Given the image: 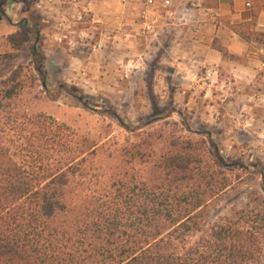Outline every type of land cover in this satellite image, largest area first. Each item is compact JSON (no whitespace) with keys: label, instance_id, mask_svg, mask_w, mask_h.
<instances>
[{"label":"trees","instance_id":"obj_1","mask_svg":"<svg viewBox=\"0 0 264 264\" xmlns=\"http://www.w3.org/2000/svg\"><path fill=\"white\" fill-rule=\"evenodd\" d=\"M32 37L25 25L7 39L18 49ZM19 86L13 74L0 90V264H264L259 239L231 225L183 256L155 250L168 228H188L228 187L215 150L209 156L190 139L170 137L159 152L161 134L148 133L121 148L102 183L95 142L12 107Z\"/></svg>","mask_w":264,"mask_h":264},{"label":"rangeland","instance_id":"obj_2","mask_svg":"<svg viewBox=\"0 0 264 264\" xmlns=\"http://www.w3.org/2000/svg\"><path fill=\"white\" fill-rule=\"evenodd\" d=\"M29 11V25L18 20L15 31L27 25L37 38L18 49L10 46L7 37L14 32L0 14V90L1 82L13 74L20 81L12 107L28 116H49L78 137L95 142L94 160L105 175L106 168L119 166L121 148L148 133L161 134L162 139L154 142L159 152L169 150L170 137L190 139L209 156L215 150L223 163L216 160V172L225 175L228 187L185 222L188 228L179 223L168 228L155 250L183 256L214 230L231 225L254 234L264 251V93L256 91L264 85L260 77L264 71H257L249 90L226 79L217 86L213 82L217 79H183L178 73L154 77L155 60L137 56L132 64L119 61L111 51L97 54L103 46L85 45L87 36L65 22L60 24L63 42L55 38L51 43L58 42L56 46L43 42L38 15ZM32 48L37 55H32ZM3 55L10 56L3 60ZM205 71L202 68L199 75ZM105 175L100 181L107 184L110 175Z\"/></svg>","mask_w":264,"mask_h":264},{"label":"crops","instance_id":"obj_3","mask_svg":"<svg viewBox=\"0 0 264 264\" xmlns=\"http://www.w3.org/2000/svg\"><path fill=\"white\" fill-rule=\"evenodd\" d=\"M154 1L150 6L146 0H0V14L13 33L18 20L29 25V10H34L45 43L53 38L63 42L60 24L65 22L87 36L85 45L99 42L103 50L97 54L111 51L132 64L137 56L155 60L154 77L178 73L183 79H217V86L226 79L246 88L258 70L264 71V0H253L250 9L243 0H201V10L191 0ZM202 68L205 74L199 75ZM260 77L264 80V74ZM263 86L257 93H264Z\"/></svg>","mask_w":264,"mask_h":264},{"label":"built area","instance_id":"obj_4","mask_svg":"<svg viewBox=\"0 0 264 264\" xmlns=\"http://www.w3.org/2000/svg\"><path fill=\"white\" fill-rule=\"evenodd\" d=\"M252 2H253V0H243L244 6L247 9H250L252 7ZM146 3H147V5H150V6L156 5L154 0H146ZM163 4L164 5H170L171 4V0H164ZM191 6L194 7L195 9H198V10L203 9V5H202V1L201 0H191ZM75 17L78 20L81 19L82 18V13L76 12V16Z\"/></svg>","mask_w":264,"mask_h":264}]
</instances>
